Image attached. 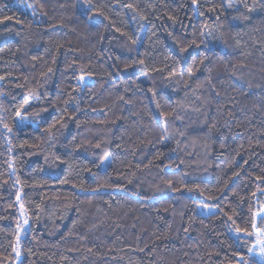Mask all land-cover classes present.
Masks as SVG:
<instances>
[{
    "label": "trees",
    "instance_id": "trees-1",
    "mask_svg": "<svg viewBox=\"0 0 264 264\" xmlns=\"http://www.w3.org/2000/svg\"><path fill=\"white\" fill-rule=\"evenodd\" d=\"M263 207L264 0H0V264H264Z\"/></svg>",
    "mask_w": 264,
    "mask_h": 264
},
{
    "label": "rangeland",
    "instance_id": "rangeland-1",
    "mask_svg": "<svg viewBox=\"0 0 264 264\" xmlns=\"http://www.w3.org/2000/svg\"><path fill=\"white\" fill-rule=\"evenodd\" d=\"M20 118V115L18 116ZM103 167H106V164H103ZM202 207L201 210L205 211V213H208L213 210L212 207L207 206H200ZM259 214V215H258ZM264 216V207L259 210L255 215L254 225L256 226L254 228V235H255V242L251 249V254L258 258L261 262H264V252H262V249H264V234L261 233V229L264 228V222H262L261 217Z\"/></svg>",
    "mask_w": 264,
    "mask_h": 264
},
{
    "label": "snow or ice",
    "instance_id": "snow-or-ice-1",
    "mask_svg": "<svg viewBox=\"0 0 264 264\" xmlns=\"http://www.w3.org/2000/svg\"><path fill=\"white\" fill-rule=\"evenodd\" d=\"M194 2H195V0H194ZM229 6H231V5H229ZM17 115L19 116L20 113L18 112ZM19 199H20V197L17 196V200H19ZM21 208H23V205H21ZM21 214H23V213H21ZM261 220H262V222H264V216L261 217ZM24 223L27 224V220H25ZM252 226H253V228L256 227L255 225H252ZM18 228H19V225H18ZM260 231H261L262 234H264V228H262ZM245 234L251 235V233H249V232H245ZM262 252H264V249H262ZM17 255H19V253H17Z\"/></svg>",
    "mask_w": 264,
    "mask_h": 264
}]
</instances>
